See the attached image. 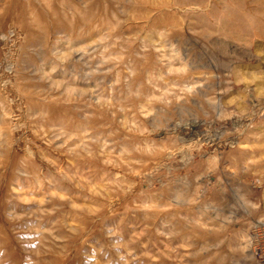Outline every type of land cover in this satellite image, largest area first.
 Wrapping results in <instances>:
<instances>
[{"label":"rangeland","instance_id":"374dc122","mask_svg":"<svg viewBox=\"0 0 264 264\" xmlns=\"http://www.w3.org/2000/svg\"><path fill=\"white\" fill-rule=\"evenodd\" d=\"M260 223L264 0H0V264H264Z\"/></svg>","mask_w":264,"mask_h":264},{"label":"built area","instance_id":"2783aa9c","mask_svg":"<svg viewBox=\"0 0 264 264\" xmlns=\"http://www.w3.org/2000/svg\"><path fill=\"white\" fill-rule=\"evenodd\" d=\"M258 229L264 230V223H260L258 227H256Z\"/></svg>","mask_w":264,"mask_h":264},{"label":"bare ground","instance_id":"6f19581e","mask_svg":"<svg viewBox=\"0 0 264 264\" xmlns=\"http://www.w3.org/2000/svg\"><path fill=\"white\" fill-rule=\"evenodd\" d=\"M242 73V72H241ZM248 75V74H247ZM248 79H250V78H248ZM246 81V80H245Z\"/></svg>","mask_w":264,"mask_h":264}]
</instances>
